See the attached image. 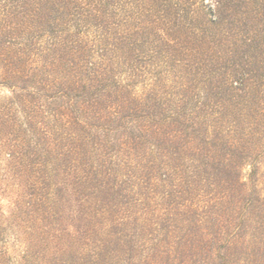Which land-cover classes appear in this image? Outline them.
I'll return each instance as SVG.
<instances>
[{
  "label": "trees",
  "instance_id": "16d2710c",
  "mask_svg": "<svg viewBox=\"0 0 264 264\" xmlns=\"http://www.w3.org/2000/svg\"><path fill=\"white\" fill-rule=\"evenodd\" d=\"M0 83V264H264V0H0Z\"/></svg>",
  "mask_w": 264,
  "mask_h": 264
},
{
  "label": "rangeland",
  "instance_id": "374dc122",
  "mask_svg": "<svg viewBox=\"0 0 264 264\" xmlns=\"http://www.w3.org/2000/svg\"><path fill=\"white\" fill-rule=\"evenodd\" d=\"M204 3L208 5V7H214L216 0H202ZM12 95L11 89L7 86H4L0 83V103L2 101H6ZM2 170H0V174H2ZM249 172V166L244 169V173L247 175ZM6 202V201H5ZM9 251L12 255V263L11 264H18L21 259V255L23 250L25 249L24 243L15 238L14 236H10L8 241Z\"/></svg>",
  "mask_w": 264,
  "mask_h": 264
}]
</instances>
